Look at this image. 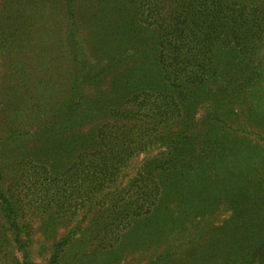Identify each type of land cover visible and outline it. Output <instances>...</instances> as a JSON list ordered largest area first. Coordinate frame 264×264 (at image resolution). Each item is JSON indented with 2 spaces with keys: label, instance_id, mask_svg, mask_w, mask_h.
Listing matches in <instances>:
<instances>
[{
  "label": "rangeland",
  "instance_id": "1",
  "mask_svg": "<svg viewBox=\"0 0 264 264\" xmlns=\"http://www.w3.org/2000/svg\"><path fill=\"white\" fill-rule=\"evenodd\" d=\"M98 1L0 0V205L8 200L19 223L29 224L21 235L29 239L32 264H45L53 241L78 221L61 264H176L172 260L184 255L186 245L171 259L165 255L187 240L185 230L208 241L214 227L232 226L233 195L258 189L264 197V40L260 74L248 78L238 97L230 92L223 101L217 88L227 73L219 69L210 84L218 102L195 105L183 130L195 143L198 180L192 170L180 184L158 167L168 156V140L156 130V110L147 101L138 105L117 96L123 67L97 59L94 43L105 39L95 35L105 34L102 22L112 19L109 13L98 18ZM122 1L114 0V9H122ZM246 5L261 9L264 23V0ZM66 12L76 16L73 40L66 35ZM139 33L142 38L135 45L130 40L116 64L145 65L158 53L156 34ZM131 52L137 57L130 61ZM138 87L132 94L147 98L143 84ZM210 111L222 119L213 133L206 131ZM106 140L114 147L104 153ZM204 171L209 178L201 186ZM76 197L99 203L76 211L70 205ZM198 198H217L218 204L193 217ZM8 220L0 207V264H13L19 253Z\"/></svg>",
  "mask_w": 264,
  "mask_h": 264
},
{
  "label": "trees",
  "instance_id": "2",
  "mask_svg": "<svg viewBox=\"0 0 264 264\" xmlns=\"http://www.w3.org/2000/svg\"><path fill=\"white\" fill-rule=\"evenodd\" d=\"M109 3L101 0L93 6L96 7L100 20L103 14L112 15V19L102 22L107 32L95 35L105 39L102 43H94L97 59L106 58L109 67L114 69L123 67L115 84L117 96H126L127 101L134 100L138 105L147 101L156 110L159 118L156 130L161 128V134L168 140V156L158 167L166 172V176L174 177L180 184L187 181L192 170L193 179L198 180L197 170L194 169L197 163L193 153L195 143L184 134L183 126L189 123L195 105L199 102H218L219 98L213 94L214 89L210 84L222 74L219 69L227 73L225 83L217 88L221 90L223 101L230 92L238 97L246 88L248 78L257 72L260 74L263 61L259 54L264 40L261 9L249 8L246 0H123L122 9H114V0ZM65 16L71 21L66 35L73 40L77 37L74 21L76 16L73 12H66ZM82 17L85 19L84 15ZM142 28L151 38L152 34H156L160 47L158 53L147 58L145 65L116 64L121 49L130 40L135 45L142 38L139 33ZM116 49L118 52L113 59L112 53ZM136 57L137 52H131L129 60ZM143 71L147 72L145 79ZM140 84H143L141 88L147 90V98L141 99L132 94L131 87L138 89ZM207 116L206 131L213 133L222 119L213 111ZM161 124L164 126L160 127ZM104 146V153H107L113 149L114 144L106 140ZM79 165L85 168L82 163ZM84 168L80 169L82 173ZM88 169L92 170L93 166H88ZM208 178L204 171L201 186H206ZM259 192L257 189L252 194L244 191L241 195L232 196L231 227H225L224 224L214 227L208 241L197 239V233L185 230L189 233L184 237L187 240L180 242L176 247L178 249L167 253L165 257L171 259L180 246L186 245L184 255L172 260L176 264H264V197L258 195ZM63 198L67 200L65 196ZM216 202L217 198L210 203H204L198 198L193 201V208L197 207V212L191 206L189 215L196 217L206 206H216ZM98 203L99 201L94 202L90 197H76L70 205L77 211L96 208L98 205L95 204ZM0 207L9 219L8 222L15 228L19 253L13 259V264H32L26 249L29 239L21 235V228L29 224L19 223L17 216L13 215L14 205L8 200L2 199ZM62 207L59 206L56 211L58 218ZM80 223L78 221L69 228L64 237L53 241L45 264H61L66 260L63 249H68L72 235ZM201 233L207 234L208 231L201 230ZM154 234L153 229L152 235ZM152 235L149 242L153 240ZM96 236L100 245L108 247L105 238Z\"/></svg>",
  "mask_w": 264,
  "mask_h": 264
}]
</instances>
